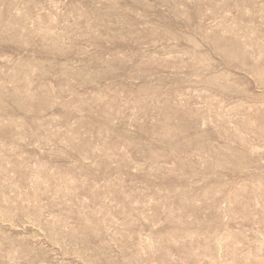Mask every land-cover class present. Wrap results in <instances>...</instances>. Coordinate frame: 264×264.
Masks as SVG:
<instances>
[{
  "label": "rangeland",
  "instance_id": "374dc122",
  "mask_svg": "<svg viewBox=\"0 0 264 264\" xmlns=\"http://www.w3.org/2000/svg\"><path fill=\"white\" fill-rule=\"evenodd\" d=\"M0 264H264V0H0Z\"/></svg>",
  "mask_w": 264,
  "mask_h": 264
}]
</instances>
